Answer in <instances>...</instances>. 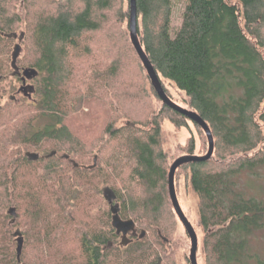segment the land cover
Wrapping results in <instances>:
<instances>
[{"label": "trees", "instance_id": "trees-1", "mask_svg": "<svg viewBox=\"0 0 264 264\" xmlns=\"http://www.w3.org/2000/svg\"><path fill=\"white\" fill-rule=\"evenodd\" d=\"M50 1L56 6L46 4L40 10L28 6L30 19L23 38L32 40L36 57L28 66L19 64L20 57L17 61L21 71L32 67L40 73L34 77V102L26 103V98L19 102L11 96L0 105V264L170 261L168 255L158 257L162 251L153 248L154 242L169 241L178 217L170 196L162 126L166 118L179 127L188 126L191 119L163 103L157 94L131 41L130 0L127 8L125 0ZM118 1L120 19L128 20L132 52L161 107L148 117V124L133 117L121 126L108 122L102 137L109 134L120 141L119 147L106 155L108 144L103 143L89 163L82 157L88 145L68 119L74 112L86 114L84 103L91 107L94 102L108 101L91 94L96 92L93 85L81 92L72 50L89 52L82 42L90 46L88 34L100 30L105 12L112 11ZM13 2L0 0V31L5 33L17 32L22 21ZM173 14L172 0H137L139 41L165 91L173 99L163 81L167 79L186 94L188 109L198 112L213 133L212 157L184 163L176 170L185 167L189 171L190 184L199 198L205 264H264V0H186L176 29ZM14 40L0 33V81L9 73L22 80L12 64L10 68L5 64V45ZM117 57L116 70L103 72L100 86L104 92L113 88L120 74L122 54ZM97 74V78L102 76ZM12 144L23 150L10 149ZM187 151L195 154L194 141ZM28 152L38 153V159H30ZM113 174L119 176L122 187ZM99 181L105 185L102 190L97 189L99 183L95 182ZM84 186L94 193L97 189L110 206L106 216L103 210L93 224L77 220L74 213ZM107 191L114 195L121 218H133L141 228L140 236L126 245L118 241L119 234L111 225ZM19 236L24 239L20 259ZM67 237L78 241L76 247L69 248Z\"/></svg>", "mask_w": 264, "mask_h": 264}, {"label": "rangeland", "instance_id": "rangeland-1", "mask_svg": "<svg viewBox=\"0 0 264 264\" xmlns=\"http://www.w3.org/2000/svg\"><path fill=\"white\" fill-rule=\"evenodd\" d=\"M23 1L24 0H14L13 2L15 10L20 14L22 19V21L16 27V31L19 34L22 32L24 33V31H27L28 29V22L30 19V16L28 15V6H33V9L40 10L41 7H44L43 5L52 4L50 0H29L27 3ZM172 1L174 4L172 27L176 29L180 26L181 14L186 0ZM33 2L35 4H32ZM120 5L121 3L118 1L116 2L112 11L105 12L106 20H108H102V27L100 30L88 34L90 36H88L87 40L89 41V39H91V44L88 48L86 46L87 41L82 42V45H84V47L89 52H81V54H77L78 51L72 50V54L75 53L72 55V63L76 65L75 79L78 82L81 81V92L86 93L88 91L89 85H93L96 92L90 91L91 94L94 93L108 101V104H104V102H94L90 105L92 108L84 103L86 106H84L83 110L86 112V114L74 112L68 119V123L70 124V127L73 129V131L78 134L85 146L88 145L83 150V154H79H82V157L85 159L83 161L89 163L92 162V158L90 159V157H93L94 153L103 143L106 145L108 144L106 147L107 151L105 152L106 155L112 150L118 149L119 147L118 145L120 141L111 139L109 134L106 133L104 134V137H102V132L104 131V128L108 122L114 121L117 126H121L124 125L129 118L133 117L142 121L144 124H148V117L151 116L153 111L158 112L161 107V101L155 98V96L151 95L150 81L147 78L146 72L142 67L141 62L135 53L132 52L129 31L127 29L128 20L123 21L120 19ZM50 6L55 7L56 4ZM124 7H128V0H125ZM262 34L264 36V25L262 27ZM27 37L28 36L23 38L24 40L15 39L11 44L9 43L5 45V51L8 53V58L5 61L6 67H8V65V68L11 67V56L16 43H20L22 46L19 56V64L21 66H28V64L33 61V59H35L36 55L34 54V47L31 45L32 40ZM118 53L122 54V59L119 61L120 74L118 73L119 76L116 83H114L113 88L107 90L108 92H104L105 89L102 87L103 85L100 86L101 81H103L102 78L104 77L103 72L106 73L107 69H112V71L114 69L116 70L114 67V62H116L118 59ZM97 71L102 73L101 77L97 78ZM20 75L22 77V74ZM37 76H40L39 72L37 73ZM163 81L175 102L183 107L188 108L189 98L186 96V94L179 90L171 81L167 79H164ZM26 84L35 85L36 79H34V77L27 79ZM23 86L24 82L22 80L13 77L9 73L6 78L0 81V105H5L11 96H13L19 102L26 98V103H33L34 92L32 93L31 97L25 96L24 91L21 90V87ZM30 92V89L26 90V93ZM124 93L125 95H123ZM139 96L140 98L138 99ZM109 102H111V106H109ZM112 106L113 108H111ZM98 135L102 138L96 139ZM192 141L195 143L194 153L196 155L207 154L209 150L207 137L204 131L199 129L192 120L188 121V126L179 127L170 121V119H164L162 126V146L167 152L170 167L177 158L188 154L187 150L190 147ZM262 146L263 144L261 147ZM19 147L20 146L18 144H12L10 149H14L16 151L19 149ZM20 149L21 151L23 150L21 147ZM109 170L111 171L113 169L110 168ZM128 174L129 170L126 169L124 175L127 176ZM72 176H74V174H72ZM112 177L120 187L123 186L119 176L113 174ZM244 179L246 180L248 178L245 177ZM175 182L177 196L182 209L194 226L198 235V262L199 264H205L203 251L204 231L200 225L199 198L190 184V174L185 167L180 168V170L176 173ZM95 183H99V185H97L98 190H102V188L105 186L101 181ZM80 188L82 191L76 202V208L74 211L75 217L77 220L86 222L90 221L93 224V222L97 221V215H103L105 211L106 216V212L110 210V206L103 198L102 194L98 193L97 189L94 193V190L90 191V188L87 190L85 186L83 189L82 187ZM261 188V196L264 197V165L261 166ZM110 220L112 223V216H110ZM140 234L141 228H139L137 223L136 229L128 233L127 241L123 243L121 234H119L118 241L122 240V244L126 245L133 238L139 237ZM150 235L148 240L152 238ZM168 237L169 241H165V244H160L157 242L153 243V248L155 250L157 249V251H162V254L158 255V257L168 255L170 258V261L167 260L163 263L161 261L160 263L169 264V262H173L175 264H188L191 253V239L178 217L177 220H175V224ZM66 241V244L69 243L70 245L69 248L76 247L78 242L72 237H67ZM263 242L264 232H261V246H264Z\"/></svg>", "mask_w": 264, "mask_h": 264}, {"label": "water", "instance_id": "water-1", "mask_svg": "<svg viewBox=\"0 0 264 264\" xmlns=\"http://www.w3.org/2000/svg\"><path fill=\"white\" fill-rule=\"evenodd\" d=\"M129 29H130V37L131 41L140 57L142 60L149 77L153 83V86L163 101L166 105L169 107L175 109L176 111L186 115L189 117L192 121L195 123L199 124L205 131L208 141H209V150L207 154L205 155H196V154H186L183 155L179 158H177L173 164L170 167L169 171V190H170V196L171 200L174 206V209L184 225L188 235L190 236L191 239V253H190V261L191 264H199L198 262V257H197V252H198V247H199V239L197 232L186 216L185 212L182 209V206L179 202L178 196H177V191H176V186H175V173L176 170L179 168L184 163H188L191 161H198V160H207L210 159L213 155L214 152V137L212 130L210 126L208 125L207 121L196 111L190 110L186 107H183L176 103L173 99L169 97L167 92L165 91V88L159 78V75L157 71L155 70L153 64L151 63L150 59L148 58L147 54L145 53L138 37V28H137V0H130V20H129ZM0 33L4 36H7L9 38H14V39H22L24 36V33L22 32L19 34L18 32H11V33H5L3 31H0ZM22 50V46L20 43H16L14 46V50L12 53V67L15 70L16 73L22 74V81L24 82V86L21 87V90L24 91L25 96L31 97L32 93L35 90V86L33 84H26L27 79H30L32 77L37 76L38 70L36 68L32 67H27L24 68L22 71L17 64L18 58L20 56ZM30 89V93H26V90ZM28 157L32 160H36L39 157V154L36 152H28L27 153ZM68 157V155H66ZM97 156H95V159ZM76 166H78V163H75ZM77 194V189L74 191V196ZM106 198L108 199L109 203L111 204V212H112V225L116 229L118 234L122 235V240L123 243L127 241V236L130 231H134L136 229V221L133 218L129 219H122L120 214H119V206L114 203V195L107 191L106 192ZM14 210L12 209V212ZM17 253H18V259L21 257L22 249H23V243L24 239L22 236L17 237ZM161 262V258L159 259V264Z\"/></svg>", "mask_w": 264, "mask_h": 264}]
</instances>
